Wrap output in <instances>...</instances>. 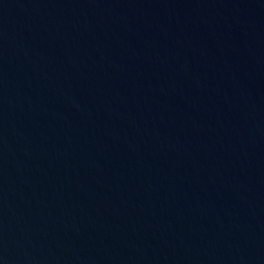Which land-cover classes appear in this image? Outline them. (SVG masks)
Masks as SVG:
<instances>
[{
    "label": "water",
    "instance_id": "95a60500",
    "mask_svg": "<svg viewBox=\"0 0 264 264\" xmlns=\"http://www.w3.org/2000/svg\"><path fill=\"white\" fill-rule=\"evenodd\" d=\"M0 264H264V0H0Z\"/></svg>",
    "mask_w": 264,
    "mask_h": 264
}]
</instances>
